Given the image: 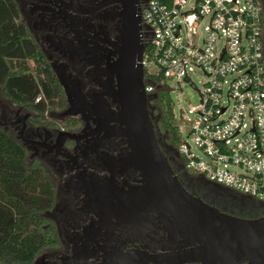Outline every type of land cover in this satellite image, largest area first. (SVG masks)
I'll return each instance as SVG.
<instances>
[{
    "label": "flooded vegetation",
    "instance_id": "af4514ba",
    "mask_svg": "<svg viewBox=\"0 0 264 264\" xmlns=\"http://www.w3.org/2000/svg\"><path fill=\"white\" fill-rule=\"evenodd\" d=\"M16 2L20 21L64 91V104L51 108L43 118L13 104L0 89V126L27 148L30 161L46 166L57 186L56 203L47 218L55 224L61 245L45 250L31 264H170L164 260L167 254L179 250L167 245L174 248L183 239L174 240L158 213L148 214L154 221L133 224L127 208H121L120 198L141 184V176L134 167L118 165L127 145L120 124L111 119L118 109L112 96L118 38L129 10L135 7L142 17L148 0ZM141 34L143 41L150 38L142 28ZM69 93L76 103H71ZM147 93L158 142L187 189L221 210L264 215V201L184 168L170 141L157 94ZM173 122L177 124L174 112Z\"/></svg>",
    "mask_w": 264,
    "mask_h": 264
},
{
    "label": "built area",
    "instance_id": "2783aa9c",
    "mask_svg": "<svg viewBox=\"0 0 264 264\" xmlns=\"http://www.w3.org/2000/svg\"><path fill=\"white\" fill-rule=\"evenodd\" d=\"M141 25L150 37L146 91L158 87L153 76L199 94V105L178 118L184 168L264 201L263 0H148ZM198 70L202 89L191 76Z\"/></svg>",
    "mask_w": 264,
    "mask_h": 264
},
{
    "label": "water",
    "instance_id": "95a60500",
    "mask_svg": "<svg viewBox=\"0 0 264 264\" xmlns=\"http://www.w3.org/2000/svg\"><path fill=\"white\" fill-rule=\"evenodd\" d=\"M141 23L136 8L129 10L112 72L116 83L112 96L118 109L111 119L120 124L127 145L117 162L125 168L134 167L141 176V184L120 198L121 208H127L133 224L154 221L148 214L158 213L174 240L183 239L174 248L167 245L179 250L167 254L164 260L170 264H264V215H236L195 196L161 148L149 109L151 95L146 91ZM69 94L71 103H76Z\"/></svg>",
    "mask_w": 264,
    "mask_h": 264
},
{
    "label": "trees",
    "instance_id": "16d2710c",
    "mask_svg": "<svg viewBox=\"0 0 264 264\" xmlns=\"http://www.w3.org/2000/svg\"><path fill=\"white\" fill-rule=\"evenodd\" d=\"M151 79L159 87L156 102L166 118L170 141L178 148L180 131L173 122L168 93L160 77ZM0 89L13 104L43 118L51 108L64 104L63 88L20 21L16 0H0ZM56 199L57 186L46 166L30 161L27 148L0 126V264H31L45 250L60 247L56 226L45 215Z\"/></svg>",
    "mask_w": 264,
    "mask_h": 264
},
{
    "label": "rangeland",
    "instance_id": "374dc122",
    "mask_svg": "<svg viewBox=\"0 0 264 264\" xmlns=\"http://www.w3.org/2000/svg\"><path fill=\"white\" fill-rule=\"evenodd\" d=\"M191 76L198 87L202 89L206 80L202 72L198 70L197 72L192 73ZM162 84H167L170 87L164 90H166L168 93L167 97L173 107V112L176 114L177 123L179 122L178 118L181 108L189 110L199 105V94L193 85L186 83L182 85L181 88L178 83L174 82L170 78L164 79ZM158 90L159 87L153 91V94L156 95Z\"/></svg>",
    "mask_w": 264,
    "mask_h": 264
}]
</instances>
